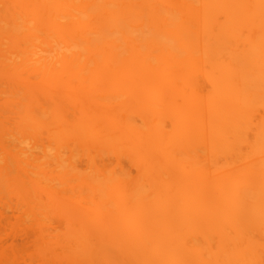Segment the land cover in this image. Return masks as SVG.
I'll return each instance as SVG.
<instances>
[{
	"label": "bare ground",
	"instance_id": "obj_1",
	"mask_svg": "<svg viewBox=\"0 0 264 264\" xmlns=\"http://www.w3.org/2000/svg\"><path fill=\"white\" fill-rule=\"evenodd\" d=\"M0 264H264V0H0Z\"/></svg>",
	"mask_w": 264,
	"mask_h": 264
},
{
	"label": "rangeland",
	"instance_id": "obj_2",
	"mask_svg": "<svg viewBox=\"0 0 264 264\" xmlns=\"http://www.w3.org/2000/svg\"><path fill=\"white\" fill-rule=\"evenodd\" d=\"M9 214L11 215V213H8V215H9ZM3 240H4V242H6V240H7L6 237H4Z\"/></svg>",
	"mask_w": 264,
	"mask_h": 264
}]
</instances>
